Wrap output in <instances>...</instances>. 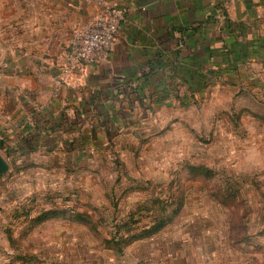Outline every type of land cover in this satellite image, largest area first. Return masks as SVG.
<instances>
[{
    "label": "rangeland",
    "instance_id": "obj_1",
    "mask_svg": "<svg viewBox=\"0 0 264 264\" xmlns=\"http://www.w3.org/2000/svg\"><path fill=\"white\" fill-rule=\"evenodd\" d=\"M249 62V73L192 94L187 105L129 100L124 122L107 130L83 122L79 132L43 135L27 150L14 134L21 119L10 123L17 114L7 118L0 107V153L9 164L0 178V264H80L79 247L60 253L57 241L75 234L101 246L120 219L133 214L146 223L160 213L155 197L179 196L184 205L164 230H217V241L240 249L243 264H264V60ZM192 164L215 177L192 179ZM227 187L238 194L235 208L212 195ZM61 207L91 214L94 225L60 218L31 224L37 212ZM232 221L245 230L238 246Z\"/></svg>",
    "mask_w": 264,
    "mask_h": 264
},
{
    "label": "crops",
    "instance_id": "obj_2",
    "mask_svg": "<svg viewBox=\"0 0 264 264\" xmlns=\"http://www.w3.org/2000/svg\"><path fill=\"white\" fill-rule=\"evenodd\" d=\"M111 1L126 15L110 50L63 79L68 41L98 8L86 0H0V107L6 106V116L17 114L10 123L21 119L16 136L33 135L37 120L49 125L61 113L78 116V129L42 128L39 138L77 133L99 114L124 122L125 102L137 98L156 106L187 105L192 94L249 73V61L264 60V0ZM244 61L248 66L240 67ZM215 231L162 230L121 252L75 234L57 242L60 253L78 246L80 264H243L240 249L217 241Z\"/></svg>",
    "mask_w": 264,
    "mask_h": 264
},
{
    "label": "trees",
    "instance_id": "obj_3",
    "mask_svg": "<svg viewBox=\"0 0 264 264\" xmlns=\"http://www.w3.org/2000/svg\"><path fill=\"white\" fill-rule=\"evenodd\" d=\"M77 120V121H76ZM111 119L106 114H99L97 122L90 123L92 124H99L102 127H106L107 130L108 124L110 125ZM78 116L75 119H68L61 113L58 117H55L49 125H41L39 120L34 123V134L31 133L28 135L27 138L22 139L21 147H33L36 140H38L39 134L38 131H41L43 128L45 131L51 130L54 131L55 129H64L65 131L69 130H76L78 129L79 125ZM86 132L90 131L88 129L85 130ZM72 143V141H69ZM2 142H0V145ZM189 175L192 179L202 178V179H212L215 177L216 173L213 169L205 166V165H189L188 167ZM227 190V192H226ZM214 197L216 196L218 200H221L222 204L230 207H237L239 204V200L237 199L236 192L232 191V188L227 187L224 190V195H222L220 189H217L213 194ZM176 200V199H175ZM173 202L170 198H161L155 197L154 204L155 208L160 211L159 214L153 216L148 222L140 224V218H135L133 214L130 216H125L126 218L120 219V223L115 224L114 226L117 228L113 231L112 235L100 240V244L104 248H112L121 252L126 246L130 245L131 243L150 238L160 231L164 230L173 219L180 213L183 205H184V198L183 196H179L177 202ZM155 209V210H156ZM29 213V212H28ZM31 224L36 225L41 222H44L48 219L52 218H60L66 220H73L78 221L79 223H84L85 225L93 226V218L91 214L87 212H80L74 209H70L68 207H61V208H49L44 209L39 212L35 216L30 217ZM239 219L243 220V215L239 217ZM122 220V221H121ZM94 230V227H90ZM230 236L233 238L234 245L238 246L241 245L243 240V235H245V230L240 226H237L233 221L230 223Z\"/></svg>",
    "mask_w": 264,
    "mask_h": 264
},
{
    "label": "built area",
    "instance_id": "obj_4",
    "mask_svg": "<svg viewBox=\"0 0 264 264\" xmlns=\"http://www.w3.org/2000/svg\"><path fill=\"white\" fill-rule=\"evenodd\" d=\"M86 1L94 4L98 11L89 23L73 31L60 65L59 73L63 79L74 76L88 64L103 60L125 19L126 9L111 0Z\"/></svg>",
    "mask_w": 264,
    "mask_h": 264
},
{
    "label": "water",
    "instance_id": "obj_5",
    "mask_svg": "<svg viewBox=\"0 0 264 264\" xmlns=\"http://www.w3.org/2000/svg\"><path fill=\"white\" fill-rule=\"evenodd\" d=\"M9 169V164L0 153V178Z\"/></svg>",
    "mask_w": 264,
    "mask_h": 264
}]
</instances>
